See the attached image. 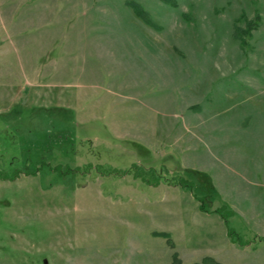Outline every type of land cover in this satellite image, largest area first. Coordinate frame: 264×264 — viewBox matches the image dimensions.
<instances>
[{"label":"rangeland","instance_id":"obj_1","mask_svg":"<svg viewBox=\"0 0 264 264\" xmlns=\"http://www.w3.org/2000/svg\"><path fill=\"white\" fill-rule=\"evenodd\" d=\"M208 257L264 264V0H0V264Z\"/></svg>","mask_w":264,"mask_h":264},{"label":"trees","instance_id":"obj_2","mask_svg":"<svg viewBox=\"0 0 264 264\" xmlns=\"http://www.w3.org/2000/svg\"><path fill=\"white\" fill-rule=\"evenodd\" d=\"M131 7L133 8V10H134V12H135V14L138 16V17H140L141 19H143L144 20V22L145 23H147V24H152L153 25V23L151 22V20L150 19H148L147 18V15H146V13L143 11V9L139 6V5H137L136 3H131ZM239 34V37L242 39V44H244V42H245V36L246 35H248L249 33H238ZM243 39H244V41H243ZM43 165L44 164H42V166H41V168L43 167ZM45 165H49L48 163H45ZM91 167L92 166H89V167H86V168H84L83 170H81L80 171V175H78V176H82V177H84V178H86L87 176H89L90 174H91ZM57 168V172L56 171H51V172H53V174L54 173H59L58 172V170H59V168L58 167H56ZM38 170H40V169H38ZM76 173L78 172V171H75ZM93 172V171H92ZM35 173L37 174V173H39V171H35ZM61 174V173H60ZM73 187H75L74 185H73ZM202 210L204 211V212H207L205 209H204V206H202ZM215 212H219L218 210H216ZM228 232H229V236L236 242V243H238L239 244V240H236L235 238H233V232L234 231H232V228H230L229 227V229H228ZM160 236H162V237H164V238H166L168 241H170V244H171V246H173V242L171 241L172 239H171V236L168 234V233H163V234H160ZM241 245V244H240ZM173 264H181L180 263V260L179 259H177V258H175V260H174V263ZM196 264H219V263H217L216 261H214L213 259H211V258H205L203 261H202V263H196Z\"/></svg>","mask_w":264,"mask_h":264},{"label":"crops","instance_id":"obj_3","mask_svg":"<svg viewBox=\"0 0 264 264\" xmlns=\"http://www.w3.org/2000/svg\"><path fill=\"white\" fill-rule=\"evenodd\" d=\"M8 39H7V49H8V51H7V56H8V54H9V52H10V54L12 53V51L10 50L9 51V46H8ZM45 65H46V63H45ZM45 67H47V66H45ZM46 75V74H45ZM39 78H41V76L39 77ZM40 85H42V83L41 82H38V86H40Z\"/></svg>","mask_w":264,"mask_h":264}]
</instances>
